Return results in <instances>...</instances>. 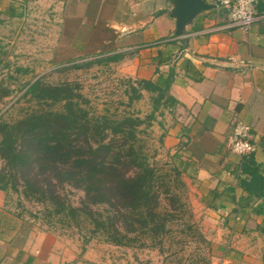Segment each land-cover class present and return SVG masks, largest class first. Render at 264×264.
I'll list each match as a JSON object with an SVG mask.
<instances>
[{
    "label": "crops",
    "instance_id": "obj_1",
    "mask_svg": "<svg viewBox=\"0 0 264 264\" xmlns=\"http://www.w3.org/2000/svg\"><path fill=\"white\" fill-rule=\"evenodd\" d=\"M202 1L209 7L180 34L170 0H0V25L19 34L33 28L35 44L57 59L112 56L115 73L131 79L171 74L168 93L179 104L160 118L161 149L180 170L192 218L211 242L210 264H264V200L239 205L249 176L239 174L241 157L227 148L240 119L264 176V19L243 31L228 25L214 0ZM256 10L264 11V0ZM222 236L234 242L219 243ZM254 236L263 242H248ZM120 254L30 224L0 191V264H154Z\"/></svg>",
    "mask_w": 264,
    "mask_h": 264
},
{
    "label": "trees",
    "instance_id": "obj_2",
    "mask_svg": "<svg viewBox=\"0 0 264 264\" xmlns=\"http://www.w3.org/2000/svg\"><path fill=\"white\" fill-rule=\"evenodd\" d=\"M112 61L107 56L82 64ZM123 78L127 107L146 94L148 109L143 114L96 112L75 82L25 83L22 97L35 107L13 121L0 117V191L5 197L13 191L41 204L46 217L69 220L77 228L87 223L85 241L100 235L115 246L142 247L144 239L150 246L160 245L172 220L192 213L181 195L185 184L180 170L150 160L144 137L156 124L161 148L160 118L179 103L168 93L171 74ZM9 94L0 82V103ZM251 154L241 156L239 174L249 179L242 186L247 199L239 205H247L250 197L264 200V176ZM64 187L82 192L77 205L61 193ZM193 236L205 241L199 234Z\"/></svg>",
    "mask_w": 264,
    "mask_h": 264
},
{
    "label": "rangeland",
    "instance_id": "obj_3",
    "mask_svg": "<svg viewBox=\"0 0 264 264\" xmlns=\"http://www.w3.org/2000/svg\"><path fill=\"white\" fill-rule=\"evenodd\" d=\"M9 33L6 27L0 25V82L10 90L9 96L0 103V117L5 121H13L19 118L24 112L35 107L32 101L22 97L24 84L39 79L46 84H55L62 81L75 82L80 86V92L89 99L91 107L96 112L107 109L110 113L120 114L123 111H138L143 114L147 111V96L143 97L127 107L123 77H120L112 68V63H92L84 65L88 58L82 59H57L49 52H43V46L35 44L33 28L21 29V34L17 33V26L11 28ZM39 47V48H38ZM61 55V54H59ZM80 64L77 67L73 65ZM160 129L156 124L148 130L145 135L146 151L150 160H155L158 164L169 163L168 156L158 148L157 137ZM170 164V163H169ZM1 165V160H0ZM167 167V166H166ZM72 205H77L82 196V192L70 187L60 190ZM185 197L186 205L190 209L187 201V189L181 194ZM7 207L15 212L19 217L25 219L30 224H34L41 229L70 236L79 244H90L91 246L105 247V255H115L121 253L123 259L135 258L138 262H153L154 264H206L210 262L211 242L203 236L202 225L199 220L189 218L187 214L179 219L172 220L170 232L162 238L160 245L150 246V242L144 239L145 246H131L115 248L111 244L105 243L100 235H95L88 241L85 237L89 235V225L83 223L81 228L75 227L69 220L59 221L56 216H45L41 204L23 198L19 193L8 191L4 196ZM191 211V209H190ZM82 225V224H81ZM190 225L191 229H186ZM200 235L205 241H201L193 235ZM257 235V234H256ZM262 237L254 236L248 242L261 244ZM234 242L233 236H222L219 243ZM247 243L246 240H244ZM107 258L111 261L110 258ZM256 259H260V254L256 253Z\"/></svg>",
    "mask_w": 264,
    "mask_h": 264
},
{
    "label": "built area",
    "instance_id": "obj_4",
    "mask_svg": "<svg viewBox=\"0 0 264 264\" xmlns=\"http://www.w3.org/2000/svg\"><path fill=\"white\" fill-rule=\"evenodd\" d=\"M226 11L228 25L246 30L254 21L264 19V11L258 12V0H214ZM227 148L230 153L239 157L255 151V144L250 138L249 126L238 119L227 137Z\"/></svg>",
    "mask_w": 264,
    "mask_h": 264
},
{
    "label": "water",
    "instance_id": "obj_5",
    "mask_svg": "<svg viewBox=\"0 0 264 264\" xmlns=\"http://www.w3.org/2000/svg\"><path fill=\"white\" fill-rule=\"evenodd\" d=\"M172 10L170 16L175 19V34H180L183 26L201 10L207 9L208 4L202 0H170Z\"/></svg>",
    "mask_w": 264,
    "mask_h": 264
}]
</instances>
